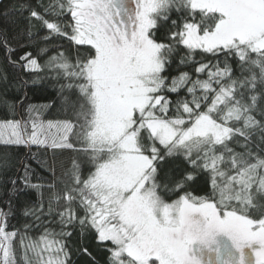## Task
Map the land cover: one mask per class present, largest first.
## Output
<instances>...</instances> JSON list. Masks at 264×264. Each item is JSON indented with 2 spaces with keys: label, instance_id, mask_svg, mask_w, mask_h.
Listing matches in <instances>:
<instances>
[{
  "label": "snow or ice",
  "instance_id": "snow-or-ice-1",
  "mask_svg": "<svg viewBox=\"0 0 264 264\" xmlns=\"http://www.w3.org/2000/svg\"><path fill=\"white\" fill-rule=\"evenodd\" d=\"M0 202V264H264V0L0 11Z\"/></svg>",
  "mask_w": 264,
  "mask_h": 264
},
{
  "label": "trees",
  "instance_id": "trees-1",
  "mask_svg": "<svg viewBox=\"0 0 264 264\" xmlns=\"http://www.w3.org/2000/svg\"><path fill=\"white\" fill-rule=\"evenodd\" d=\"M13 3H16V0H0V11H2L4 8L8 7L9 5H11ZM177 17H178L177 13L173 12L171 14V19H177ZM37 27H39V26L37 25ZM53 42L55 43L56 41H53ZM60 42L65 43V44L67 43L66 41H60ZM195 59L200 60L201 56L199 54H197ZM214 59L215 58H213L210 54H208L204 57L205 62H207L208 60H214ZM177 62H178V57H177L176 61H174L173 69H175ZM193 67H194V65H188L186 67H183L181 70L191 71ZM171 74L175 75L176 72L173 71ZM49 97H55V92L49 91V92L41 95L40 97H38L35 100V102H47V99ZM46 118H54V117L49 116ZM237 150H239V149H237ZM169 167L172 168V174L175 177V179H180L185 173L193 171L192 166L190 164H188L187 162L183 161L182 158L177 160L175 165L170 164ZM184 192H191L195 196L210 195L211 194V185H210L209 174L206 171H200L197 174L196 179L193 182H189L188 185L182 191L177 190V191L168 193L167 195H165L164 198L167 201H172V200L179 198V196L183 195ZM32 198L35 199L34 195ZM0 207H5L2 202H0ZM5 210H6V208H5ZM23 222H25L24 218H22L20 216L19 211H17L16 215L13 218H11V220H10V224L15 225L17 228H19ZM32 235L36 236V235H38V233H32ZM102 264H103V262H102Z\"/></svg>",
  "mask_w": 264,
  "mask_h": 264
},
{
  "label": "flooded vegetation",
  "instance_id": "flooded-vegetation-1",
  "mask_svg": "<svg viewBox=\"0 0 264 264\" xmlns=\"http://www.w3.org/2000/svg\"><path fill=\"white\" fill-rule=\"evenodd\" d=\"M197 243H199V242H197ZM200 247H202V246H199L198 250L200 249ZM196 248H197V245L195 244V246L193 247V249H196ZM213 248H215L214 245H213ZM220 249H221V253H222L225 257H227V255H228L229 253H231V254L233 255V257H238V256H239V253H236V252H233V251L229 250V249L226 247L225 244L220 245ZM195 252H196V254H197L198 256H200L199 251H196V250H195ZM200 259H201V261H202V264H218V262L216 261V254H215L214 252L209 253V252H207V251L205 250L204 255H203V256H200ZM233 264H235V259H233Z\"/></svg>",
  "mask_w": 264,
  "mask_h": 264
},
{
  "label": "rangeland",
  "instance_id": "rangeland-1",
  "mask_svg": "<svg viewBox=\"0 0 264 264\" xmlns=\"http://www.w3.org/2000/svg\"><path fill=\"white\" fill-rule=\"evenodd\" d=\"M177 199H178V198H177ZM168 202H171V201H168ZM216 241L218 242L219 246L222 245V244H225L226 247H227L229 250L235 252L234 249L232 248V243H231V241H230V239H229V237H228L227 235H225V234H223V233L218 234V235L216 236ZM195 244L197 245V248H196V249H193V247L195 246ZM199 246H201L199 243L194 242L193 245H192V249H193V251H194V252H195V250L197 251L198 248H199ZM214 246L216 247V245H214ZM252 247H253V248L258 247V245L253 244ZM201 248H202V247H200V249H201ZM244 251H245V254H246V264H251V260L253 259V257H251V255H250V251H251V250H250L249 248H245Z\"/></svg>",
  "mask_w": 264,
  "mask_h": 264
}]
</instances>
